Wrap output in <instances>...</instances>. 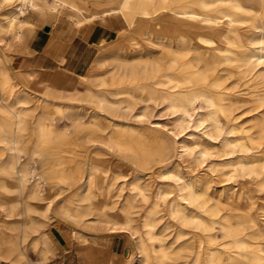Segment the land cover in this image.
<instances>
[{
	"label": "bare ground",
	"instance_id": "obj_1",
	"mask_svg": "<svg viewBox=\"0 0 264 264\" xmlns=\"http://www.w3.org/2000/svg\"><path fill=\"white\" fill-rule=\"evenodd\" d=\"M61 8L80 28L98 22L107 37L114 21L118 33L88 61L61 57L81 81L36 92L35 71L16 73L12 60L33 52L23 43L35 25L29 11L55 20ZM221 62L238 73L259 66L248 83L264 85V0H0V264H48L58 244L29 200L52 212L60 182L74 189L61 211L76 221V238L87 242L96 226L126 232L128 264H264L255 194L264 191V90L250 93L251 114L236 115ZM131 82L171 107L173 159L144 128L146 113L135 119L130 99L91 85ZM50 148L66 155L46 196L32 168ZM169 222L178 225L172 239Z\"/></svg>",
	"mask_w": 264,
	"mask_h": 264
},
{
	"label": "rangeland",
	"instance_id": "obj_2",
	"mask_svg": "<svg viewBox=\"0 0 264 264\" xmlns=\"http://www.w3.org/2000/svg\"><path fill=\"white\" fill-rule=\"evenodd\" d=\"M30 17L36 18V14L32 13L30 10ZM58 15H62L64 17L70 18L68 14V10L66 8H61ZM71 19V18H70ZM53 21H49L46 19L37 18L38 30L44 32L43 25L45 23H52ZM98 23V22H93ZM90 23V24H93ZM100 24V23H98ZM115 22L113 21V29L112 33L107 37L104 35L100 39V41L95 45L97 53L99 51L100 45L110 40L116 38L117 30L115 28ZM103 25V24H101ZM86 26H82L81 30H83ZM105 28V26L103 25ZM102 42V43H101ZM12 52V51H11ZM17 54V55H16ZM14 59L12 60L13 65L18 66L19 68L25 69L30 67H36L37 65L33 63V59L30 58V55L25 53H16ZM19 55V56H18ZM95 54L92 55V57ZM16 57V58H15ZM17 57H19L17 63L15 62ZM91 59V58H90ZM57 61H55L50 66H42L46 68H56ZM74 67L75 64L71 63ZM64 66V65H63ZM219 70L217 71L219 82H221L224 86H226V92L228 98H232L235 101V104L238 106L237 109L234 110L236 115H240L241 118L246 117L249 113V109L251 106L250 93L258 92L259 90H264V85L255 84V81L249 80L258 79V75L260 74V67L254 68V70L250 73L242 70L241 73H238L231 66H227L225 62H221L219 64ZM16 68V67H15ZM18 68V69H19ZM76 68V67H75ZM76 72H78V80L81 81L80 74L82 71L76 68ZM16 73L19 71L16 69ZM260 79V78H259ZM250 82V81H249ZM94 90L108 94L111 98L115 99H130L132 101V106L128 109L126 113L135 115V119L142 113H146L142 118L145 120L144 128L147 126H151L149 128L150 132L155 138L166 143L168 148V156H171L170 159L174 158V147H175V138L169 132V128L172 125V118L174 114L171 112V107H168L164 103H155V100L148 99L153 93L150 91V87L141 88L139 84L131 82L130 84H122L119 86H104L103 85H95L91 84ZM115 91H120V94H115ZM112 92V93H109ZM263 92V91H261ZM30 97L33 95L29 94ZM146 129V128H145ZM33 143L38 142L37 139L32 140ZM65 152L62 150H57L54 148H50L48 150H44L41 155H36L35 163L32 168L33 174H36L37 187L42 190V193L45 192L46 196H49L52 192L51 182L46 178H49L51 175L59 176L62 174V167L64 166L59 162L60 158L64 157ZM26 154H22L23 158H26ZM67 157V156H66ZM68 162V161H67ZM69 165V163H66ZM127 164L122 165L124 168V172H127L125 168ZM127 173H130L128 170ZM34 176L30 175V181H33ZM126 178V177H124ZM128 178V177H127ZM59 185L61 189L64 191L61 194V197L57 198L52 212H47L44 208V203L39 199H30L29 201L33 206H35V210L33 211V215L41 218L45 222V229L50 231L52 234V238H54L57 242L56 250L54 253L50 255L48 264H128V253H132V239L130 235L126 232H119V230L113 231L109 229L107 226H96V228L88 229L89 234L87 235V242H80L76 238L75 226H77L76 221L72 219L68 214L61 211L66 199L73 194L74 189L69 186V183L60 182ZM257 195V202H264V191L257 190L255 192ZM4 215L0 211V219H2ZM91 218V217H90ZM89 223H93L90 221ZM168 228L166 230L167 239H172V235L174 234L178 225L174 222H169L167 224ZM109 229V230H108ZM1 232V231H0ZM96 232V233H95ZM2 233V232H1ZM5 237L8 236V233H2ZM60 240V241H59ZM30 257L34 260H37V254L34 249L29 250ZM89 257V258H88ZM184 264H188L185 262Z\"/></svg>",
	"mask_w": 264,
	"mask_h": 264
},
{
	"label": "crops",
	"instance_id": "obj_3",
	"mask_svg": "<svg viewBox=\"0 0 264 264\" xmlns=\"http://www.w3.org/2000/svg\"><path fill=\"white\" fill-rule=\"evenodd\" d=\"M37 18L42 19V17H36L35 25L27 28L23 37V43L33 50L32 53L25 54L30 55L33 63L37 66L25 69L19 68V65H13V63L12 66L15 70L31 69L35 71L33 79L28 82L29 88L33 91L43 92L48 86L59 89L70 88L79 81L77 78L79 74L77 75L78 72L70 60L62 61L61 57L69 56L79 61H88L96 51L95 45L102 38L105 28L101 24L93 23L85 25L86 27L81 30L72 19L58 15L55 20H49L53 21L52 23H45L43 25L45 31L41 32L36 25L38 24ZM18 59L19 57H17L16 63ZM57 60L56 68L45 69L42 67L50 66Z\"/></svg>",
	"mask_w": 264,
	"mask_h": 264
}]
</instances>
